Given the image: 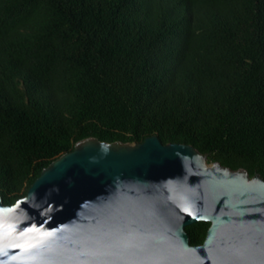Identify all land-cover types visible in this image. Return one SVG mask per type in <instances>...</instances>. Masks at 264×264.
I'll return each instance as SVG.
<instances>
[{
  "label": "trees",
  "instance_id": "16d2710c",
  "mask_svg": "<svg viewBox=\"0 0 264 264\" xmlns=\"http://www.w3.org/2000/svg\"><path fill=\"white\" fill-rule=\"evenodd\" d=\"M154 135L264 180V0H0L3 204L80 140Z\"/></svg>",
  "mask_w": 264,
  "mask_h": 264
},
{
  "label": "water",
  "instance_id": "95a60500",
  "mask_svg": "<svg viewBox=\"0 0 264 264\" xmlns=\"http://www.w3.org/2000/svg\"><path fill=\"white\" fill-rule=\"evenodd\" d=\"M0 264H264V180L155 135L85 138L24 197L0 195Z\"/></svg>",
  "mask_w": 264,
  "mask_h": 264
},
{
  "label": "flooded vegetation",
  "instance_id": "af4514ba",
  "mask_svg": "<svg viewBox=\"0 0 264 264\" xmlns=\"http://www.w3.org/2000/svg\"><path fill=\"white\" fill-rule=\"evenodd\" d=\"M210 225V224H209ZM208 228H209V226H208ZM208 228H207V230H208ZM207 232V231H206ZM205 236H206V234H205ZM204 239H205V237H204ZM204 242V240L199 244V245H201L202 243Z\"/></svg>",
  "mask_w": 264,
  "mask_h": 264
}]
</instances>
